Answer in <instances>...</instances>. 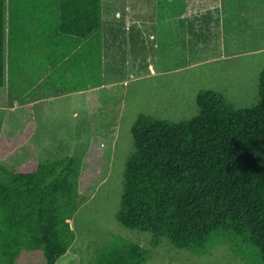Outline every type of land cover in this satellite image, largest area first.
<instances>
[{"label": "trees", "instance_id": "trees-1", "mask_svg": "<svg viewBox=\"0 0 264 264\" xmlns=\"http://www.w3.org/2000/svg\"><path fill=\"white\" fill-rule=\"evenodd\" d=\"M6 4L0 0V87L6 85ZM55 6L62 35L91 39L101 28L102 0H55ZM39 12L40 22L47 21ZM197 104L199 114L181 122L139 115L117 219L150 232L156 246L166 237L203 254L230 243L236 255L257 251L264 263V68L256 106L239 109L216 90H201ZM10 130L0 121V264L28 254L56 264L76 238L70 220L106 177L110 146L96 140L81 157L27 158L9 167L6 161L34 138L36 122ZM147 258L139 244L116 239L98 264Z\"/></svg>", "mask_w": 264, "mask_h": 264}, {"label": "rangeland", "instance_id": "rangeland-1", "mask_svg": "<svg viewBox=\"0 0 264 264\" xmlns=\"http://www.w3.org/2000/svg\"><path fill=\"white\" fill-rule=\"evenodd\" d=\"M208 2L217 0H102L105 53L103 59H90V70L92 80L105 79L109 84H100L91 92L90 113L81 112L75 118L65 106L67 99L58 102L64 104L59 111L68 108L65 113H23L25 103L19 104L17 99L33 84L34 67L44 57L25 59L20 65L11 55L17 73H26L29 78L10 89L0 87V121L14 134L36 117V132L6 161L7 166L27 158L81 157L90 152L96 140H101L104 148L110 146L106 177L70 220L76 238L56 264H98L100 252L113 246L116 239L137 243L147 251L148 258L142 264H264L257 251L243 259L230 243L218 244L203 254L176 247L166 237L156 246L150 232L127 228L117 219L126 165L135 151L132 128L140 114L174 122L190 120L199 114L197 96L201 90L219 91L239 109L258 104L264 68V0H218L216 11L205 7ZM189 8L202 10L198 19L204 32L201 35L187 33L184 23L191 18L183 21L174 15ZM209 24L219 26L211 40ZM205 40L207 44H203ZM208 45L214 49H201ZM40 54L36 52V56ZM17 264L43 261L28 254Z\"/></svg>", "mask_w": 264, "mask_h": 264}, {"label": "crops", "instance_id": "crops-1", "mask_svg": "<svg viewBox=\"0 0 264 264\" xmlns=\"http://www.w3.org/2000/svg\"><path fill=\"white\" fill-rule=\"evenodd\" d=\"M25 1L28 3L27 5L23 3ZM46 1L7 0V71L6 86L4 88L10 89L11 85L16 86L17 82H22L24 79L29 78L26 73H24V76H20L22 75L21 72L17 73L18 69L11 59L12 54L15 62L20 65L25 64L23 61L25 59L44 57V60L34 67L36 75L34 76L33 84L28 86L26 93L17 99L19 104L21 102L25 103L22 106L23 113L34 114L33 116L40 113V116H46L52 113H65L64 110L69 108L70 115L75 118L81 112L90 113L91 104L89 98L91 92H94L101 85L107 86L109 84L106 83L105 79L97 82L92 80L93 77L89 76L90 59H103L106 39L101 36V34L104 35L101 32L102 27L93 34L91 39L79 40L78 38L60 34L57 27L56 6L54 7L55 0ZM41 2H43L42 6ZM205 7H209L210 11H216L218 0L216 3L208 2ZM37 10L40 11V17L45 15L47 21L40 22L37 13H35ZM201 12L202 10L197 11V8H189L188 10H178L174 15H176L178 20L183 21L191 18L190 22L185 21L184 23L188 26L187 33L190 32L198 36V34L204 33L200 31L201 22L198 20ZM51 13H54V16ZM217 16L219 17V15ZM50 23L53 24L52 28L51 26L48 27V25H51ZM221 26L224 28V22H222ZM212 27L214 28L213 32ZM218 27L217 25L212 26L209 24L208 34L210 35V40L212 39V33L213 35L217 34ZM198 43L201 44V41ZM203 44H207V41L205 40ZM209 44L212 43L210 42ZM201 49H214V47L208 45V47H201ZM215 49H217V46H215ZM38 51H40L42 56H36ZM59 79H62V81H59ZM29 81L31 80H28L27 83ZM111 82L121 83L122 81ZM62 99H67L65 106L68 108L59 111L58 108L64 105L63 103L58 105V102ZM29 118L31 117L29 116ZM31 119L36 122V117Z\"/></svg>", "mask_w": 264, "mask_h": 264}]
</instances>
